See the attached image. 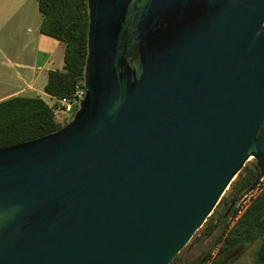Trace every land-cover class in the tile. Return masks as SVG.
<instances>
[{
    "label": "water",
    "instance_id": "95a60500",
    "mask_svg": "<svg viewBox=\"0 0 264 264\" xmlns=\"http://www.w3.org/2000/svg\"><path fill=\"white\" fill-rule=\"evenodd\" d=\"M88 13L80 108L0 149V264H171L251 157L225 216L264 178V0Z\"/></svg>",
    "mask_w": 264,
    "mask_h": 264
},
{
    "label": "trees",
    "instance_id": "16d2710c",
    "mask_svg": "<svg viewBox=\"0 0 264 264\" xmlns=\"http://www.w3.org/2000/svg\"><path fill=\"white\" fill-rule=\"evenodd\" d=\"M38 8L43 17L41 32L58 39L65 48L64 67L49 71L44 90L51 96L64 97L84 81L89 39L88 0H38ZM63 126L56 120L48 102L40 96L15 95L0 101V149L54 133ZM263 135L264 121L258 132L259 137ZM243 169L245 174H242ZM243 169L238 180L230 184L231 197H222L219 202L226 204L225 209L217 218L205 222L200 235L190 246L220 232V255L259 242L252 264H264V189L233 225L231 219L237 213L236 208L225 216L230 204L248 190L259 172L257 161L253 166L246 164ZM203 258L194 259L191 264H199ZM205 258L208 260L209 256ZM176 260H179L178 256L171 264H176ZM219 262L220 258L212 264Z\"/></svg>",
    "mask_w": 264,
    "mask_h": 264
},
{
    "label": "crops",
    "instance_id": "0c3cea01",
    "mask_svg": "<svg viewBox=\"0 0 264 264\" xmlns=\"http://www.w3.org/2000/svg\"><path fill=\"white\" fill-rule=\"evenodd\" d=\"M11 3V0H0V15L2 16V13L7 10L3 22L0 23V31L17 15V11L9 8ZM28 19V15L21 16L20 23L17 20L10 26L11 29L15 27L18 30L21 23H27ZM42 20L38 0H31V28H29L31 31V57L25 60L22 57L24 50L21 54L14 56L16 61L13 64L17 70L6 75V78L0 77V101L15 95L40 96L47 102L49 100L45 96L51 99V95L47 94L44 88L48 82L49 71L64 67L65 48L58 39L41 32ZM4 37L5 35L0 36L2 42L4 40L6 43H15V39L18 43V33H9L6 35V39ZM0 57L6 58V53L1 46ZM242 247L248 246H239L231 251L236 252L237 255L238 249ZM233 260L238 259L235 257Z\"/></svg>",
    "mask_w": 264,
    "mask_h": 264
},
{
    "label": "rangeland",
    "instance_id": "374dc122",
    "mask_svg": "<svg viewBox=\"0 0 264 264\" xmlns=\"http://www.w3.org/2000/svg\"><path fill=\"white\" fill-rule=\"evenodd\" d=\"M11 5L9 8H13V11H17V15L4 27L1 28L0 36L2 35L4 39H6V35L9 33H18V43H6L4 40L3 42L0 40V46L4 49V52L6 53V58L0 57V77L6 78V75H10L11 72L17 70L15 67V64H13L16 60L14 56L19 55L22 53V57L25 58V60L29 59L31 57V31L29 28H31V0H11ZM35 2V1H34ZM7 11V10H6ZM5 11V12H6ZM5 12L2 13V16L0 15V23L3 22V17L5 15ZM28 15V22L27 23H21L18 30L14 27V29H11L10 27L14 22L17 20L21 21V16ZM45 98L49 101H51L50 98ZM73 115H68L69 120L73 118ZM256 162V159L251 157L249 161L247 162V166H253V164ZM245 174V169H243V173ZM238 180V176L233 180ZM232 186H229V188L226 190L224 194V198L228 199L231 197L232 194ZM226 204L222 202L221 204L217 205L215 210L212 212V214L208 217L207 220L211 218H217L219 214L225 209ZM203 230V227L194 235L192 240L195 239L196 236H199L201 231ZM220 232L215 233L212 237L205 239L203 242L196 241L190 246V243L181 251L180 254H178L179 260L176 262V264H191V262L194 259H197L199 257H204L206 255L209 256V253L214 250L216 244L219 242ZM259 245V242L250 245V247H242L239 248L237 255L234 251H227L223 255L218 254L216 259L220 258L219 264H252L255 251ZM248 248V249H247ZM235 257L238 260H233ZM203 258V259H204Z\"/></svg>",
    "mask_w": 264,
    "mask_h": 264
},
{
    "label": "built area",
    "instance_id": "2783aa9c",
    "mask_svg": "<svg viewBox=\"0 0 264 264\" xmlns=\"http://www.w3.org/2000/svg\"><path fill=\"white\" fill-rule=\"evenodd\" d=\"M87 95V88L85 86V81H81L76 85L75 90L67 96L64 97H54L51 96V101L48 102L50 107L53 109L56 120L65 125L70 120L68 115H73L80 108L81 103ZM264 189V178L261 184L253 191L243 195L241 201L235 207L237 210L236 215L231 219L232 223H235L239 217L247 210L251 205L253 200L261 193ZM221 248V243H217L214 250L209 253V259L206 264H212L219 254Z\"/></svg>",
    "mask_w": 264,
    "mask_h": 264
}]
</instances>
